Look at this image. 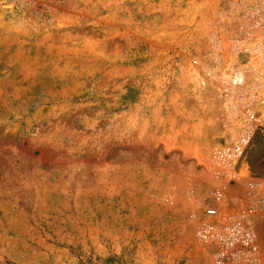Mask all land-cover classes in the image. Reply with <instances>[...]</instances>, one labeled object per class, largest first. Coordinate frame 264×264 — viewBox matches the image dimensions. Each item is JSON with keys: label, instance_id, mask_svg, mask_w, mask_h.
Here are the masks:
<instances>
[{"label": "rangeland", "instance_id": "374dc122", "mask_svg": "<svg viewBox=\"0 0 264 264\" xmlns=\"http://www.w3.org/2000/svg\"><path fill=\"white\" fill-rule=\"evenodd\" d=\"M253 1L0 0V264H212L199 67ZM246 160L264 178V136Z\"/></svg>", "mask_w": 264, "mask_h": 264}, {"label": "built area", "instance_id": "2783aa9c", "mask_svg": "<svg viewBox=\"0 0 264 264\" xmlns=\"http://www.w3.org/2000/svg\"><path fill=\"white\" fill-rule=\"evenodd\" d=\"M199 69L220 101L222 132L213 159L219 187L201 202L195 237L210 247L212 264H264V178L246 160L264 136L263 1L232 6Z\"/></svg>", "mask_w": 264, "mask_h": 264}]
</instances>
